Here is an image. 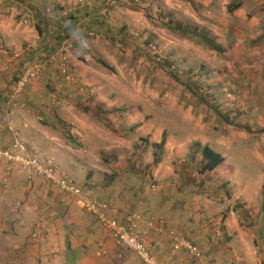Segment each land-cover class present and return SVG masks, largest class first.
<instances>
[{
	"label": "rangeland",
	"instance_id": "1",
	"mask_svg": "<svg viewBox=\"0 0 264 264\" xmlns=\"http://www.w3.org/2000/svg\"><path fill=\"white\" fill-rule=\"evenodd\" d=\"M233 1L193 0L191 5L186 0H0V66L6 65L11 78L3 82L5 91L18 95L15 99L25 106L30 83L49 76V126L58 148L49 159L87 195L109 207L128 208L124 215L138 212L143 220L159 225L160 232L205 243L206 264H238L235 257L241 254L233 253L241 249L232 238L241 232L255 251L253 263L264 264V132L259 131L264 127V0H240L241 6L228 13L227 4ZM33 7L47 17L65 11L77 14L73 28L81 36L65 39L48 55L39 46ZM91 18L95 20L86 26ZM166 20L205 29L222 45L223 55L165 29L161 22ZM33 63H43V73L15 93L24 66ZM61 67L66 77L59 74ZM185 78L191 91L183 87ZM196 86L222 111L257 132L222 123L192 94ZM85 105L100 115L105 111L112 127L84 111ZM163 131L160 162L150 165L151 143L159 142ZM142 139L149 142L146 148ZM196 141L225 157L206 175L202 193L192 181L185 184L181 171ZM133 168L151 177L147 186L140 184ZM221 183L224 192L218 193L216 185ZM149 185L154 190L151 198L144 195ZM162 187L177 189L174 195L165 193L170 197L164 204V193L156 194ZM176 199L184 200L183 208H174ZM227 225L234 226L230 234ZM137 228L157 254L159 233L144 224ZM225 245L229 252L222 249ZM220 255L225 257L219 260Z\"/></svg>",
	"mask_w": 264,
	"mask_h": 264
},
{
	"label": "crops",
	"instance_id": "2",
	"mask_svg": "<svg viewBox=\"0 0 264 264\" xmlns=\"http://www.w3.org/2000/svg\"><path fill=\"white\" fill-rule=\"evenodd\" d=\"M6 69V65L0 66V148H10L17 137L29 151H37L49 158L58 149L53 142V128L49 126V76L37 78V82L34 80L30 83L29 102L25 106L22 101L17 102L15 99L18 95L14 97L5 91L7 87L3 82H11ZM4 91L8 96L3 97ZM21 95L22 93L19 94ZM63 172L60 167L56 174ZM3 175L7 179V185L0 191V264H146L136 253L117 244L96 214L86 210L75 196L64 192L49 179L35 176L29 180L17 163L2 160L0 176ZM108 208L109 216L118 221H124L129 215L138 213L129 211L124 215L121 212L127 211L126 207ZM120 215L124 216V220H121ZM148 222V219L143 220L140 215L137 226L144 224L151 231L159 233L160 238L156 244L159 247L158 253H163L164 256L157 257L158 253L154 254L153 249L157 260L166 264H197V259L186 246L181 245L170 233L163 232L162 229L161 233L157 228L159 225L152 227ZM161 222L165 229L162 219ZM231 228L234 226L227 225L225 232L230 234ZM181 237L203 254L205 243L203 246L201 242ZM239 238H244L241 232L232 238L233 245H238L241 249L233 253L234 256L241 254V257H235L236 262L254 264V249L245 238L241 243ZM210 245H213L212 242ZM222 249L229 252L226 245ZM220 257L219 260H222L225 255Z\"/></svg>",
	"mask_w": 264,
	"mask_h": 264
},
{
	"label": "trees",
	"instance_id": "3",
	"mask_svg": "<svg viewBox=\"0 0 264 264\" xmlns=\"http://www.w3.org/2000/svg\"><path fill=\"white\" fill-rule=\"evenodd\" d=\"M23 1L25 2L27 0H17V1L14 0V2H17V3H22ZM186 1H188L191 5H194L193 0H186ZM241 4L242 3L240 0H234L233 2L227 4L226 10L228 13H232L235 9H238L241 6ZM55 6L59 7L60 9L63 8L57 4ZM33 9H35L34 14L36 18L33 26L35 27L38 33V37L41 40L39 42V46H42L43 47L42 49L46 50L48 55L53 52H56L60 43L63 42L65 39H68L71 36L77 37V38L81 36L80 32L75 31L73 28L75 26V20H76L77 14H74V13L72 14L69 11L68 12L65 11L64 13L67 14L66 16L63 15L64 13L62 14L58 13L56 14L55 17H50V15L49 17H47L42 11H39L36 7H33ZM93 20H95V18H91V20L88 19L86 26H88L89 24H92ZM161 25L165 29L172 31L173 33L177 35L179 34L182 37H185L190 40L203 44L208 49L216 51L218 54L223 55L224 53V48L222 47V45L216 42L206 32L205 29H199L189 24L173 22L170 20L162 21ZM86 30H87V27H86ZM261 37H264V35H261ZM96 61L101 66L110 68V66L103 60L96 59ZM66 73L67 72H65L63 75H66ZM59 74H60V71H59ZM171 76L174 77L175 80H177V75L175 76V74L172 73ZM185 79H186V83L183 84V87L191 91V82L189 81L188 78H185ZM192 94H194L196 98H198V101L200 103L206 105L222 123L229 124L231 127H234L240 130H245L246 132H251V133L257 132L256 127L252 128L250 125L241 124L237 122L233 117H231L230 114H228L225 111H222L219 105L213 103L212 100H209L205 97L204 93L202 92V90H200L198 86H196V90H194ZM94 108L95 107H91L87 105L83 107L84 111L91 112L93 114H97L98 116H100V120L104 122L103 124L105 126L112 127L109 119H107L105 116L106 115L105 111L102 110L104 113L101 112L103 113V115H100L98 114V111H96ZM259 131L264 132V127H262ZM165 141H166V134L163 131L160 141L151 143L152 162L150 163V165L160 162L162 146L164 145ZM148 143L149 142L147 139H142V144L144 148H146ZM131 159H132L131 164L132 165L135 164L136 162L133 160V158ZM224 160H225V157L221 153L213 149L211 146H209L208 144H201L198 141L194 142L190 148V154H189L188 160H186V162L181 163L182 168H183L181 171L184 173V175L187 178V182L185 184H190L189 181H192L193 188L196 186L198 192H201V193L206 192V187L204 185V180L206 178V175L211 173L217 167L221 166ZM133 169L134 171L132 172L138 175V178L140 179V184H142V186L143 185L147 186V182L148 183L150 182L151 177H147L146 175H144V173L141 170H138L137 168H133ZM198 179L199 181L197 182ZM149 187L150 185L145 190L144 195L148 193V195H150V198H151V196H154L153 195L154 190ZM143 190L144 188L141 189V191ZM216 191L218 193L222 191L224 192L222 183L216 185ZM166 192L170 193V196H171L177 193V189L171 190L170 187H165V188L162 187L161 189H159V193L156 191L157 195L164 193L162 195L164 196V199L163 201H160V204H162V202L164 204L166 200L170 197L168 193L165 194ZM262 193H264V184L262 187ZM176 200L174 201L176 202L174 208L176 209L183 208L182 206L184 204V200L183 199H176ZM234 207L235 209L233 210L237 211L236 206ZM263 208H264V199L262 200L260 204V211H262Z\"/></svg>",
	"mask_w": 264,
	"mask_h": 264
},
{
	"label": "built area",
	"instance_id": "4",
	"mask_svg": "<svg viewBox=\"0 0 264 264\" xmlns=\"http://www.w3.org/2000/svg\"><path fill=\"white\" fill-rule=\"evenodd\" d=\"M24 21H26V18H24ZM44 69L45 66L43 63H33L24 66L23 72L15 82V93H19L33 78L43 73ZM60 72L64 74L66 72L65 68L61 67ZM2 160L17 163L29 180L35 176H43L57 184L64 192L75 196L86 210L97 215L100 222L111 232L117 244L127 251L136 253L144 263L166 264L155 258L153 247L144 240L137 228V221L140 219L138 213L129 215L127 217V223L109 216V208L106 203L88 196L83 191V188L67 174H56L58 167L51 159L44 157L37 151H29L25 143L17 137L14 138L10 148H0V162ZM6 185V177L4 175L0 176V191H3ZM148 224L152 227L154 226L151 222H148ZM169 233L181 245L186 246L190 250L191 254L197 259V264H206L203 260L202 253L197 247L193 246L187 239L174 234L172 231Z\"/></svg>",
	"mask_w": 264,
	"mask_h": 264
}]
</instances>
